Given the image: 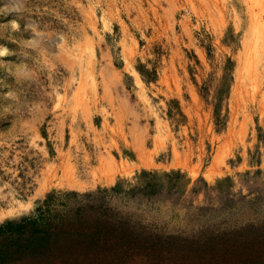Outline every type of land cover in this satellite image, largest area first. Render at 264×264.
I'll list each match as a JSON object with an SVG mask.
<instances>
[{"label":"rangeland","instance_id":"obj_1","mask_svg":"<svg viewBox=\"0 0 264 264\" xmlns=\"http://www.w3.org/2000/svg\"><path fill=\"white\" fill-rule=\"evenodd\" d=\"M55 193L109 237L17 264H264V0H0V225Z\"/></svg>","mask_w":264,"mask_h":264},{"label":"trees","instance_id":"obj_2","mask_svg":"<svg viewBox=\"0 0 264 264\" xmlns=\"http://www.w3.org/2000/svg\"><path fill=\"white\" fill-rule=\"evenodd\" d=\"M62 196L49 195L36 215L0 225V264L53 261L107 240L110 234L105 231L103 220L94 214L99 207L83 202L69 206ZM88 209L93 214H88Z\"/></svg>","mask_w":264,"mask_h":264},{"label":"bare ground","instance_id":"obj_3","mask_svg":"<svg viewBox=\"0 0 264 264\" xmlns=\"http://www.w3.org/2000/svg\"><path fill=\"white\" fill-rule=\"evenodd\" d=\"M252 8H253V7H252ZM259 14H260V13H259ZM188 23L190 24V22H188ZM262 24H263V23H262ZM253 46H254V45H253ZM255 46H256V44H255ZM251 50H253V49L251 48ZM251 50H250V51H251ZM253 53H254V52H253ZM256 54H257V53H256ZM256 54H255V55H256ZM259 55H260V54H259ZM256 56H258V55H256ZM253 58H254V56H253ZM257 58H258V57H257ZM255 59H256V58H255ZM256 65L258 66V64H256ZM252 66H253V65H252ZM258 67H259V66H258ZM257 80H258V79H257ZM254 81H255V80H254Z\"/></svg>","mask_w":264,"mask_h":264}]
</instances>
